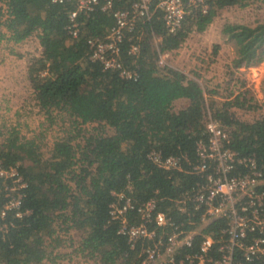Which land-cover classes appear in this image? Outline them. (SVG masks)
Returning <instances> with one entry per match:
<instances>
[{
  "label": "trees",
  "instance_id": "1",
  "mask_svg": "<svg viewBox=\"0 0 264 264\" xmlns=\"http://www.w3.org/2000/svg\"><path fill=\"white\" fill-rule=\"evenodd\" d=\"M249 1L207 0V11L195 8L175 32L166 30L156 12L143 24L137 58L124 48L125 63L138 72L136 79H126L89 58L86 39L105 33L113 22L108 13H80L74 37L67 29L73 0H0V38L18 43L35 35L42 47L31 58L27 76L45 115L31 136L22 134L18 123H0V161L5 167L16 165L23 175L27 185L21 208L28 210L21 216L7 213L13 224L0 231V264H55L66 255L64 247L101 264H140V242L131 248L117 232V221H108L110 203L120 191L137 202L155 196L158 208L176 220L184 218L172 198L190 188L197 175L157 167L147 154L155 148L163 155L193 158L195 141L206 135V103L194 80L159 63V51L179 47L192 30L203 31L220 8ZM125 5L115 0V6ZM150 30L161 36L159 51ZM222 32L235 45L231 70L264 60V21L226 23ZM239 85L235 94L230 87L228 98L208 108L228 133L230 146L254 155L264 174V113L245 120L236 112L263 110L264 102L241 86L243 80ZM261 90L264 94V80ZM179 97L187 103L176 109L173 100ZM58 116L62 134L49 145L45 130L58 123ZM6 182L0 178V208ZM130 217L136 218L134 213Z\"/></svg>",
  "mask_w": 264,
  "mask_h": 264
},
{
  "label": "built area",
  "instance_id": "2",
  "mask_svg": "<svg viewBox=\"0 0 264 264\" xmlns=\"http://www.w3.org/2000/svg\"><path fill=\"white\" fill-rule=\"evenodd\" d=\"M73 1L75 8L67 29L74 37L80 31V13L101 10L112 17L105 33L86 39L89 58L126 79H136L138 72L125 63L124 48L133 60L137 58L143 24L149 23L156 12L166 30L175 32L195 8L206 12L209 7L207 0H125V6H115V0ZM150 35L159 51L161 36L153 30ZM179 47L159 51V63L167 64L162 62L163 57ZM205 129L206 135L195 141L193 158L185 153L163 155L155 148L147 154L157 167L197 175L190 188L172 198L174 209L185 214L183 219L176 220L158 208L155 196L137 202L120 191L110 203L108 221H117V232L126 237L131 248L140 242V264H264L263 171L254 155L241 154L230 146L228 133L208 106ZM0 178L7 180L0 208V231L4 233L13 224L6 219L9 211L15 216L28 211L21 208L27 182L16 165L5 167L1 161ZM61 250L66 255L55 264H101L95 257L71 252L69 247Z\"/></svg>",
  "mask_w": 264,
  "mask_h": 264
},
{
  "label": "rangeland",
  "instance_id": "3",
  "mask_svg": "<svg viewBox=\"0 0 264 264\" xmlns=\"http://www.w3.org/2000/svg\"><path fill=\"white\" fill-rule=\"evenodd\" d=\"M261 21H264V0H251L244 5L222 7L203 31L192 30L182 45L169 56L163 57L162 62L181 70L189 79L197 83L206 107H210L216 100L228 98L230 87L234 89L233 94H235L239 90L241 80L245 82V86H241L249 87L261 104L264 102V94L261 90V83L264 80V60L254 66H241L231 70L229 64L235 56V45L222 32L226 23L254 25ZM36 45L37 37L33 35V43L27 45L31 49L25 46L22 48L28 53H38L39 48ZM21 50L20 44L11 46L5 38H0V123L5 121L9 125L17 120L19 123L16 126L20 132L31 136L39 130L41 121H45V115L41 109L36 108L33 91L26 77L27 67L33 56L26 55L27 58H22ZM15 51L20 53H14ZM6 92H11L12 95ZM21 93L24 95L18 99ZM185 102L186 100L178 101L175 107L184 106ZM14 106L18 108V113L9 109ZM260 109L255 111L237 109L236 112L240 118L251 120L264 113V108ZM61 123L63 120L58 116V123L52 124L45 130V139L49 145L56 135L62 134Z\"/></svg>",
  "mask_w": 264,
  "mask_h": 264
},
{
  "label": "crops",
  "instance_id": "4",
  "mask_svg": "<svg viewBox=\"0 0 264 264\" xmlns=\"http://www.w3.org/2000/svg\"><path fill=\"white\" fill-rule=\"evenodd\" d=\"M7 42V41H6ZM9 45H11V46H14V45H16V44H20L21 45V51H22V53H20V52H18V51H15L14 53H20V56H22V58H27V56L28 55H32V56H37V55H39L40 53H41V51H42V47H41V45H40V43H39V41H38V39H37V45H36V47H38L39 48V52L38 53H28V51H24L23 49L24 48H22L23 46H25L26 48H28V49H31V47L29 48L27 45L29 44H31V43H33V35H31V36H29V37H26L25 39H23L22 41H20V42H18V43H12V42H7ZM27 55V56H26ZM28 68V67H27ZM27 77V81H28V83H29V85L31 86V84H30V81H29V79H28V76H26ZM4 88L5 87H3V89L2 90H4ZM32 88V87H31ZM32 91H33V89H32ZM9 94V93H11V92H6V94ZM6 94H4V95H6ZM33 94V93H32ZM11 95H12V93H11ZM24 95V93H21V95H20V97L18 98V99H21L22 98V96ZM16 97V96H15ZM17 98V97H16ZM182 100H184L185 101V98H182V97H179V98H176V99H174L173 100V106H174V108H176L175 107V104L178 102V101H182ZM187 102H185V104H186ZM10 104V103H9ZM184 104V105H185ZM35 106H36V108L38 109V110H40V108H39V106L37 105V104H35ZM181 107V106H180ZM180 107H178V108H180ZM11 111H13L14 113H18L17 112V109L18 108H16V106H14L13 108H9ZM177 109V108H176ZM17 120H15V122H13V124H17V123H19L18 121L16 122Z\"/></svg>",
  "mask_w": 264,
  "mask_h": 264
}]
</instances>
